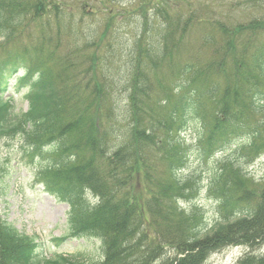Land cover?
Instances as JSON below:
<instances>
[{
    "label": "trees",
    "instance_id": "16d2710c",
    "mask_svg": "<svg viewBox=\"0 0 264 264\" xmlns=\"http://www.w3.org/2000/svg\"><path fill=\"white\" fill-rule=\"evenodd\" d=\"M212 3L137 0L134 11H123L122 19L139 23L142 34L132 44L128 122L121 135L115 83L105 76L99 52L88 56L92 67L97 62L88 78L68 71L80 48H98L95 40L61 56L58 36L70 20L58 1L0 0V39L20 36L30 24L55 35L45 46L14 48L0 63V141L22 139L26 156L38 166L36 183L68 206L69 231L65 238L40 241L0 218V264H204L213 252L236 245L250 251L235 264H264V254L253 252L264 245V184L254 185L240 163L215 164L208 186L216 206L212 223L194 203L189 209L179 205L198 193L200 180L182 175L191 156L209 159L235 142L243 143L245 161L264 154V39L258 41L264 14L234 23L223 14L210 16ZM106 16L109 25L112 8ZM150 19L160 20L154 27ZM196 26L206 29L202 42L211 46L206 63L182 57L186 35ZM155 29L157 46L142 47ZM173 57L182 60L167 63ZM163 66L166 78L155 73ZM17 94L25 111L13 108ZM193 121L200 124L197 156L180 138ZM150 146L157 158H150ZM160 163L165 172L159 173ZM67 238L97 241L100 258L79 261L51 251Z\"/></svg>",
    "mask_w": 264,
    "mask_h": 264
},
{
    "label": "rangeland",
    "instance_id": "374dc122",
    "mask_svg": "<svg viewBox=\"0 0 264 264\" xmlns=\"http://www.w3.org/2000/svg\"><path fill=\"white\" fill-rule=\"evenodd\" d=\"M61 4L60 13L64 10L65 17L70 21L66 24L63 31L58 36V45L56 50L61 53L70 51L74 48H80L83 42L94 39L97 47L89 49L80 48V55L75 61L73 67L68 68L72 75L85 76L88 78L91 73H95L94 67L88 56L92 53L99 52L101 67L114 85L113 98L116 101L117 121L119 133L121 135L127 124V114L125 110L127 103V81L130 78V68L132 63V44L136 34L138 37L142 34L138 28L140 24L131 18L122 19L123 11H134L133 6L137 0H102L94 2L93 0H56ZM210 4V16L223 14L227 19L234 23H247L264 14V0H231L224 6L225 0H195L196 3ZM217 10L214 11V6ZM109 8L113 9L114 20L111 24L107 23L106 12ZM160 19H158L159 21ZM157 20H149V26H156ZM108 25L107 35L101 38V33L105 25ZM104 26V27H103ZM206 29L196 26L187 33L182 57L183 60H193L196 63H206L212 59L211 46H205L202 42ZM49 36H55L49 28H41L30 24L20 36L13 37L7 41L0 39V48L5 51H12L14 48H31L35 43L45 46ZM264 36H260L258 41H262ZM219 43V41L217 42ZM158 36L156 29L153 32L146 33L145 41L141 46H157ZM50 50V49H49ZM47 50V51H49ZM88 58V59H86ZM5 56L0 54V62ZM176 58H170L167 63H177L181 61ZM76 66H80L77 67ZM166 78L169 74L166 66L155 72ZM150 81L153 76L149 75ZM174 82V81H173ZM15 110L25 111L27 103L21 96H13ZM180 138L183 139L186 147H190L193 154L197 148V133L200 130V124L197 121L188 122ZM120 140V139H118ZM241 142H235L223 153H216L212 157L198 158L191 156L189 164L183 170V177H192L200 180L198 193L192 202L180 201L179 205L184 209H189L192 203L197 205L204 213L208 223L216 219V206L212 197L208 194L210 178L217 166L215 164L221 160H229L241 164L243 172L247 178L254 181V185L262 186L264 184V155L248 161L240 158ZM23 141L15 137L3 139L0 141V218L11 224L20 233L28 236H38L40 240L50 241L54 237H61L68 234L65 223V214L67 206L56 203L51 197L43 193L42 187L35 182L37 165L30 161L26 156ZM148 149V148H147ZM160 149V147H159ZM148 150L152 158H157L160 154L150 146ZM196 155V154H195ZM197 156V155H196ZM160 157L157 159L159 160ZM42 160V159H41ZM156 160V161H157ZM155 163V162H154ZM158 167L159 173L165 167L162 163ZM185 179V178H184ZM94 242H84L78 240H68L60 248H53V252L70 255L80 261H95L99 256L97 245ZM246 247H227L209 255L204 264H235L237 260L246 252ZM167 253V248L165 249ZM254 254H264V245L253 250Z\"/></svg>",
    "mask_w": 264,
    "mask_h": 264
}]
</instances>
